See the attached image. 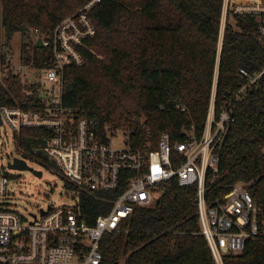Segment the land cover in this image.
Masks as SVG:
<instances>
[{"label": "trees", "instance_id": "1", "mask_svg": "<svg viewBox=\"0 0 264 264\" xmlns=\"http://www.w3.org/2000/svg\"><path fill=\"white\" fill-rule=\"evenodd\" d=\"M87 1L0 0V63L6 57L2 36L8 42L34 30L49 37ZM222 11L223 0H102L90 11L96 35L84 48V64L66 69L64 105L97 120L101 130L109 125L130 132L135 143L148 136L157 142L163 132L180 142L192 126L203 133L215 86V118L227 110L232 121L217 176L207 174V201L247 183L264 215V73L244 90L239 76L242 68L252 74L264 69V37L254 16L229 8L220 45ZM37 64L45 67L51 59ZM0 104L41 106L25 96L16 77L0 83ZM48 134L25 128L17 144L33 151ZM159 190L150 206L123 221L121 232L104 236L101 264H215L201 233L197 186H180L173 178ZM111 195L82 194V217L92 224L107 213ZM226 264H264V235L249 238L244 253L227 256Z\"/></svg>", "mask_w": 264, "mask_h": 264}, {"label": "built area", "instance_id": "2", "mask_svg": "<svg viewBox=\"0 0 264 264\" xmlns=\"http://www.w3.org/2000/svg\"><path fill=\"white\" fill-rule=\"evenodd\" d=\"M101 2L88 0L58 22L49 37H41L51 53V64L40 67L16 62L11 56L0 63L1 84L16 77L25 96L41 103L37 109L0 104V127L10 130L16 143L25 128L47 129L48 142L33 151L45 156L38 153L42 150L56 161L74 199L73 204L40 208L28 219L9 205L6 198L12 176L0 173V264H101L104 236L121 232L123 221L136 209L150 206L161 185L173 178L180 186H197L201 233L215 264H226L227 256L244 253L249 238L264 235V215L247 183H237L212 203L207 201V174L211 170L213 178L217 176L220 149L232 121L227 110L215 118V86L203 133L198 135L192 126L180 142L163 132L157 142L148 136L135 143L130 132L109 125L101 130L97 120L77 115L64 105L66 69L84 64V48L96 35L90 11ZM229 8L254 16L264 37V0H223L220 45ZM263 73L264 69L258 74L240 69L239 76L245 80L241 90ZM136 120L144 126V118ZM118 131L127 135L126 147L112 145L111 135ZM105 192L113 194L111 208L88 223L80 210L82 194Z\"/></svg>", "mask_w": 264, "mask_h": 264}, {"label": "rangeland", "instance_id": "3", "mask_svg": "<svg viewBox=\"0 0 264 264\" xmlns=\"http://www.w3.org/2000/svg\"><path fill=\"white\" fill-rule=\"evenodd\" d=\"M231 22L233 23V19ZM227 20V19H226ZM39 35L34 30L25 33L17 32L10 41L2 36L3 50L5 56H11L16 62H25L32 59L35 66L40 60L47 62L51 56L46 47H38ZM0 173H8L12 176L9 189L10 193L6 200L10 206L17 207L28 219L32 214H38L40 208L50 205L73 204V194L66 186V178L59 173L51 164L38 156L34 151H24L13 138L10 130L6 131L0 127ZM127 135L124 131H118L111 135L112 145L115 147H126ZM15 157H24L31 169L21 170L12 168L9 163ZM34 170H41L39 177ZM160 191V190H159ZM158 191V192H159Z\"/></svg>", "mask_w": 264, "mask_h": 264}, {"label": "water", "instance_id": "4", "mask_svg": "<svg viewBox=\"0 0 264 264\" xmlns=\"http://www.w3.org/2000/svg\"><path fill=\"white\" fill-rule=\"evenodd\" d=\"M37 46L38 47H43V41H42V38H39L38 41H37ZM38 153H42L43 155H45L47 157V154H44L42 150H38ZM51 164L52 166L58 170L59 169V166L58 164L56 163L55 160H51ZM9 166L12 167V168H17V169H21V170H26V169H31L30 166L27 164V161L23 158H20V157H15L13 159L12 162L9 163ZM34 173L41 177L42 176V171L41 170H34ZM208 190H206L207 192ZM44 213V211H42Z\"/></svg>", "mask_w": 264, "mask_h": 264}]
</instances>
